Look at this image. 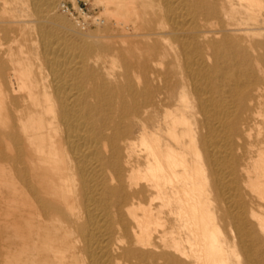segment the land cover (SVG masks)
<instances>
[{
  "label": "bare ground",
  "instance_id": "1",
  "mask_svg": "<svg viewBox=\"0 0 264 264\" xmlns=\"http://www.w3.org/2000/svg\"><path fill=\"white\" fill-rule=\"evenodd\" d=\"M54 1L0 0V264H264V0Z\"/></svg>",
  "mask_w": 264,
  "mask_h": 264
},
{
  "label": "rangeland",
  "instance_id": "2",
  "mask_svg": "<svg viewBox=\"0 0 264 264\" xmlns=\"http://www.w3.org/2000/svg\"><path fill=\"white\" fill-rule=\"evenodd\" d=\"M62 3L65 4L68 11H65L66 8L62 6ZM15 7L18 9L22 8L20 0H18ZM79 9L82 11H79ZM54 10H57L54 11L55 13L52 16L54 24L52 26L50 25V27H44L41 31L46 32L48 30L49 33L53 32L52 34H56L62 38L65 37L64 39L68 41L74 40L78 44L95 40V35L99 31V19L103 11V4L99 0H55Z\"/></svg>",
  "mask_w": 264,
  "mask_h": 264
}]
</instances>
